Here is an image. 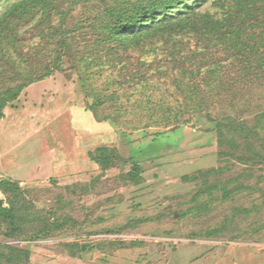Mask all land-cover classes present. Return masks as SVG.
Segmentation results:
<instances>
[{
    "label": "rangeland",
    "instance_id": "obj_1",
    "mask_svg": "<svg viewBox=\"0 0 264 264\" xmlns=\"http://www.w3.org/2000/svg\"><path fill=\"white\" fill-rule=\"evenodd\" d=\"M15 1L0 0V15ZM59 1L61 11L71 12L54 22L72 30L73 49L61 68L26 86L5 108L0 179L19 181L32 215L67 223L46 235L41 221L29 218L18 236L5 239L6 228L0 230V246L28 249L22 264H264L260 166L225 156L229 148L220 145L218 122L206 114L191 121L187 114L170 131L183 102L174 84L183 73L166 62L176 41L154 36L144 48L124 53L130 70L138 57L154 63L145 82L133 81L115 56L104 55L99 28H90L101 1ZM187 5L215 11L210 0ZM35 23H21L18 48L31 51L41 43L33 36ZM97 100L101 104L92 107ZM246 101L244 117L264 110V81L254 83ZM228 108L213 109L212 119ZM100 146L121 155L108 169L89 156ZM135 164L141 167L137 182L126 178ZM209 169L215 172L208 179L190 178ZM0 198L6 199L1 190Z\"/></svg>",
    "mask_w": 264,
    "mask_h": 264
},
{
    "label": "trees",
    "instance_id": "obj_2",
    "mask_svg": "<svg viewBox=\"0 0 264 264\" xmlns=\"http://www.w3.org/2000/svg\"><path fill=\"white\" fill-rule=\"evenodd\" d=\"M99 1L98 13L91 17L90 28H99L97 43L105 44L104 55L115 56L121 70L128 71L129 79L145 82L154 63L138 57L137 66L130 70L124 60L129 55L124 53L144 48L145 41L154 36L167 39L168 44L176 41L166 62L170 64L167 66L183 73L174 81L183 102L175 111L178 123L170 131L178 130L187 114H191L187 121L206 114L218 122L220 145L229 148L223 151L224 155L242 164L260 166V182H264V110L248 117L240 113L248 105L243 106V103L251 96L254 83L264 81V0H210L215 7L213 12L192 8L187 5L191 0ZM62 4L59 0H16L0 15V119L5 118V108L18 99L26 86L52 75L62 67L64 56H70L72 30L65 28V22H54L58 14L66 16L71 12V7L66 13L61 11ZM35 19L33 36H39L41 43L32 46L31 51L18 48L21 23ZM195 38L193 48L190 43ZM48 54L53 60L48 59ZM41 55H46V60ZM100 102L97 100L92 107ZM225 104L230 107L229 112L225 110L221 119H212V110L223 108ZM234 109L237 116L231 112ZM252 121L255 124L251 125ZM89 156L104 169L121 158L118 150L109 146H100L90 151ZM214 172L215 169L200 170L190 178L201 175L208 179ZM140 176L139 164L133 165L126 174L127 179L135 182ZM240 185L251 189L241 181ZM214 187L216 184H211L209 189ZM0 190L6 195V199L0 198V230L6 228L5 239L20 235L29 218L34 224L40 220L41 230L46 235L67 223L58 218L53 220L49 215H32L23 203L18 180L0 179ZM29 257L30 251L24 247L0 246V264H22Z\"/></svg>",
    "mask_w": 264,
    "mask_h": 264
}]
</instances>
